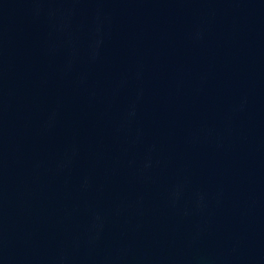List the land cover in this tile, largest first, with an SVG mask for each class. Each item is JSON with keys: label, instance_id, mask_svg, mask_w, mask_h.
<instances>
[{"label": "water", "instance_id": "water-1", "mask_svg": "<svg viewBox=\"0 0 264 264\" xmlns=\"http://www.w3.org/2000/svg\"><path fill=\"white\" fill-rule=\"evenodd\" d=\"M0 264H264V0H0Z\"/></svg>", "mask_w": 264, "mask_h": 264}]
</instances>
